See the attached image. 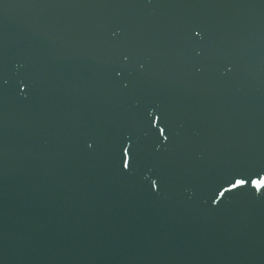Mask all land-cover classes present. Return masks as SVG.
Listing matches in <instances>:
<instances>
[{"label": "water", "instance_id": "water-1", "mask_svg": "<svg viewBox=\"0 0 264 264\" xmlns=\"http://www.w3.org/2000/svg\"><path fill=\"white\" fill-rule=\"evenodd\" d=\"M259 169L264 8L0 0V264H264Z\"/></svg>", "mask_w": 264, "mask_h": 264}, {"label": "snow or ice", "instance_id": "snow-or-ice-1", "mask_svg": "<svg viewBox=\"0 0 264 264\" xmlns=\"http://www.w3.org/2000/svg\"><path fill=\"white\" fill-rule=\"evenodd\" d=\"M199 36V33H196ZM154 122H162L159 115H153L149 118L148 124L151 125ZM165 131L164 127L158 128L159 134L163 135ZM169 135H171V129H169ZM165 141L168 140V136L163 137ZM121 148V164L125 169H129V164L131 163L132 168H135L138 164V151L135 145L132 143V138H128V142L120 145ZM131 149V154L129 150ZM155 183V182H153ZM228 185L227 187L222 184L220 187L224 188L225 192H232L233 190H248L249 188L255 190H264V169H259L258 171H249L247 173H236L228 177L225 181ZM220 196L224 195V192H219ZM219 203V200L215 201Z\"/></svg>", "mask_w": 264, "mask_h": 264}]
</instances>
